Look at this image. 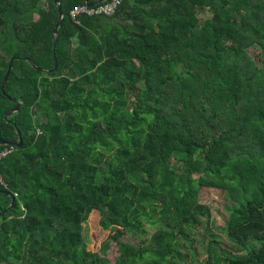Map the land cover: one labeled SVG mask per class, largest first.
Listing matches in <instances>:
<instances>
[{
    "label": "trees",
    "instance_id": "1",
    "mask_svg": "<svg viewBox=\"0 0 264 264\" xmlns=\"http://www.w3.org/2000/svg\"><path fill=\"white\" fill-rule=\"evenodd\" d=\"M60 1L55 50L56 0H0V264H264V0ZM204 188L239 202L228 248Z\"/></svg>",
    "mask_w": 264,
    "mask_h": 264
},
{
    "label": "rangeland",
    "instance_id": "2",
    "mask_svg": "<svg viewBox=\"0 0 264 264\" xmlns=\"http://www.w3.org/2000/svg\"><path fill=\"white\" fill-rule=\"evenodd\" d=\"M210 14L211 13L208 14L203 13L201 14V17L202 19H205ZM255 52H257V50H255ZM259 65H262V63L261 64L259 63ZM162 148H163V144L161 145V149ZM163 152L165 153L164 154L165 158L169 159L170 163L176 161V158H174V155L172 154L173 152L171 150L168 151L164 149ZM201 199L212 210V214H213L212 223H211L212 231L218 235V238L221 239L223 245L228 248V246L231 245V242L227 237V232H226L227 225L233 207L238 206L239 202H237L236 198H233V196L230 193H227L226 191L219 188H214L213 190L210 188H204L201 193ZM100 218L101 217L99 210L95 209L90 214L89 219L84 223L85 240L88 244V248L94 251L100 249L101 243L110 234V230H104L101 228L99 224ZM154 220H160V217H158L156 213L154 214ZM147 226L149 228V233H152L154 231V227L149 225ZM205 233H201V236H199L198 241L195 243V247L200 253L199 256L200 260L206 256V254L204 253V248H206L209 241H211L214 238L213 235H211V233L209 234L208 233L205 234ZM124 239L135 243L138 241L136 237H133L131 235L124 236ZM219 254L222 255L221 252H219ZM116 255H117L116 245L115 243H112L111 248L108 251L107 257L111 259L112 262H114Z\"/></svg>",
    "mask_w": 264,
    "mask_h": 264
},
{
    "label": "water",
    "instance_id": "3",
    "mask_svg": "<svg viewBox=\"0 0 264 264\" xmlns=\"http://www.w3.org/2000/svg\"><path fill=\"white\" fill-rule=\"evenodd\" d=\"M103 1L105 0H97V1H92V0H87V3L90 5V6H94V5H97L99 3H102ZM57 4L59 5V10H60V22L57 23L56 25V30H55V34H56V38H55V43H54V48L56 50V47L58 45V41H59V37H60V27L62 25V22L65 18V13L63 11V6H62V2L60 0H56ZM55 58H56V66H55V69L54 70H57L59 68V61H58V57H57V54H55ZM18 60L17 57H14L12 58L11 60V64H10V67H9V70H8V73L5 77V80L3 82V90L5 91L6 87H7V84H8V81H9V78H10V75H11V72H12V69H13V66H14V63ZM36 69H39V70H42L41 68H39L31 59H27ZM46 71V70H45ZM48 72V71H46ZM53 72V71H51ZM21 109V105L18 104V107L14 110H12L5 118L6 119H9V117L17 112H19ZM17 135H19V141L18 142H15V141H0V145H5V146H12V147H22L23 146V139H22V135H20V132L17 131ZM8 196L11 197L12 199V204L11 206L13 205V203L15 202V198L13 197V195L11 193H7ZM10 206V207H11ZM9 207V208H10Z\"/></svg>",
    "mask_w": 264,
    "mask_h": 264
},
{
    "label": "built area",
    "instance_id": "4",
    "mask_svg": "<svg viewBox=\"0 0 264 264\" xmlns=\"http://www.w3.org/2000/svg\"><path fill=\"white\" fill-rule=\"evenodd\" d=\"M103 2L94 6H90L88 3L79 5L72 10V15L79 22H80L79 18L82 15H90V16L111 15L117 12L118 8L122 5L123 0H111L106 3ZM8 154L9 151L1 152L0 161ZM0 184L7 186L1 174H0ZM15 196H17V194H15Z\"/></svg>",
    "mask_w": 264,
    "mask_h": 264
}]
</instances>
